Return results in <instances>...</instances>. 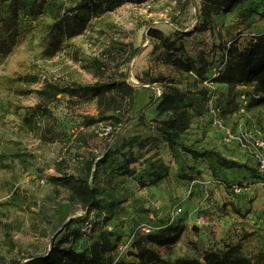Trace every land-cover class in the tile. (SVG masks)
Here are the masks:
<instances>
[{
  "label": "rangeland",
  "instance_id": "rangeland-1",
  "mask_svg": "<svg viewBox=\"0 0 264 264\" xmlns=\"http://www.w3.org/2000/svg\"><path fill=\"white\" fill-rule=\"evenodd\" d=\"M37 1L42 4L37 9L29 7L28 21L20 15V36L13 50L0 57V264L12 260L24 264L32 256L46 254L54 245L82 251L103 229L114 233L118 245L131 239L133 229L143 221L175 222L182 215V206L188 207L187 212L195 208L194 202V208H189L188 201L183 203L180 193L194 180L193 190L187 195L191 201L199 199V204L205 198L199 214L227 210L230 201L225 199L224 190L235 194L239 187L242 202L252 208L251 203L264 190V180L252 183L250 173L242 168V172L233 169L234 181L228 182L216 177L221 173L210 171L214 164L211 158L194 159L185 151L171 149L157 130L166 114H156L150 101L161 94L169 80L181 87L190 84L194 89L195 84L217 85L215 81L202 85L200 77L185 70V64L192 57L203 58L204 74L211 77L212 67L227 60L230 46L242 47L253 35L264 32V0L244 1L229 12L211 8L206 0L128 2L98 16L79 12L84 29L72 37L53 36L49 29L67 7L76 6L79 0ZM145 70L167 80L145 85L138 80ZM102 81L132 84L136 87L135 100L133 91L116 89L101 99L84 101L47 88L50 83L67 86ZM45 89L47 92H43ZM242 92L261 102L251 100L244 110L231 112ZM218 93L220 115L233 131L264 138V90L254 82L221 83ZM145 107L144 117L135 116L127 123L134 111ZM98 116H103L102 120L93 121ZM196 119L182 134L187 143L229 149L242 161L259 167L258 161L236 143L214 142L215 137L223 136L210 117L202 120L206 124ZM129 138L132 148L124 145ZM131 151L140 156L132 164L138 169L135 176L122 169L123 153ZM154 153L168 163L169 175L150 191V187L139 185L138 178L148 165L145 158ZM90 161H94L90 183L100 189L104 209L94 208L88 221L75 222L72 219L87 214L91 202L55 178L83 176ZM201 164L209 170L208 176L203 174ZM211 183L219 188H208ZM216 190L219 194L214 198ZM176 203L179 212L174 209ZM64 204H70L73 211L61 224L58 209ZM106 215L112 218L104 224ZM131 219L137 220L133 223ZM211 234L214 239L216 230ZM194 235L189 230L181 242L155 249L174 261L181 257L202 259L206 247L212 244L223 247L222 241L209 237L202 238L203 246L197 247L200 241H195ZM135 251L130 246L121 253L128 261L138 260ZM242 251L254 263L264 264V249L250 247L244 241ZM108 255L118 256L116 249Z\"/></svg>",
  "mask_w": 264,
  "mask_h": 264
},
{
  "label": "trees",
  "instance_id": "trees-1",
  "mask_svg": "<svg viewBox=\"0 0 264 264\" xmlns=\"http://www.w3.org/2000/svg\"><path fill=\"white\" fill-rule=\"evenodd\" d=\"M144 1L146 0H79L76 6L66 8V11L56 19L57 21L50 25L49 31L53 36L63 34L66 37H72L81 33L84 29V23L78 14L79 12L89 11L92 15L98 16L113 11L128 2L141 3ZM206 1L208 5L215 10L221 9L229 12L247 0ZM41 4L42 2L37 0H0V57L9 54L19 39L20 34L18 33V29L22 24L20 15H23L28 21L30 17V14H28L29 7L32 6L37 9ZM22 27L24 26L22 25ZM226 57L227 60H225L224 63L212 67L211 77H207L204 74L206 61L203 58L196 59L192 57L189 59V62L185 64V70L200 77L202 85L203 82L211 83L214 81L217 82V85L213 87H210V85L198 87V85L195 84L197 87L194 89L190 84L181 87L173 80H169L165 84L161 94L157 97L153 96L150 104L155 105L154 111L156 114H166L165 118L160 119L157 130L162 137H164L171 149L177 148L178 150L185 151L194 159L211 158L214 160V164L212 165L214 175L220 174L222 167L243 168L250 173L253 178L252 183H254L259 179L264 180V172L260 169L259 161L246 151L236 139L231 141L225 139V130L215 123L212 109L217 110V117L222 120V123L226 127H229L233 133L241 134L240 132L233 131L222 119L220 115L222 109L217 104L220 98L218 88L221 83L246 85L254 82L255 87L264 90V32L253 35L242 47L238 45L230 46ZM138 80L147 85L156 81H166L167 79L164 76L155 78L151 75L149 70H145L142 72V75H139ZM47 88L58 89L59 92L77 96L84 101L96 97H100L101 99L106 93H112L116 89L127 92L131 91V93L133 91L132 98L135 100L136 90V87L130 83L118 84L116 81H102L86 85L74 84L67 86L50 83ZM43 92H47V89ZM242 94H246L247 96L246 104H244L241 97ZM251 100L256 101L255 103L261 102V99H252L249 93L242 92L239 94L237 103L231 107L230 111L233 112L240 108L244 110L249 106L250 102H252ZM146 107H148V105ZM146 107L134 111L133 114L127 118V123L133 121L135 116L140 115V118L144 117ZM102 117L103 116H98L94 118L93 121L102 120ZM209 117L212 123L221 130L223 142L226 144L236 143L245 154L258 161L259 167L251 165L249 161H242L229 157L221 148L215 145L201 148L195 147L182 138V134L189 129L192 120L195 121V119L198 118L196 120H200L201 123L206 124V122L202 120L205 118L208 119ZM254 137L256 136L250 135V138L254 139ZM140 143L141 147H143L144 144L142 142ZM124 145L132 148V138L126 139ZM123 156V171L130 176H135L138 173V169L133 167L132 164L138 162L140 156L133 153V151L129 153L124 152ZM159 156L160 155L154 153L145 158L144 161L148 163V165H146L143 172L139 174L138 183L140 186L159 187L161 186V182L168 177L169 165ZM93 165L94 161L88 163L87 173L83 176L71 174L63 178H55V180L68 185L78 195L82 196L84 200L91 202L87 214L72 219L75 222L88 221V216L94 208L104 209L100 197V189L90 183V177L93 175ZM176 205L177 203L174 209L176 212H179ZM72 211V206L70 204L61 205L60 209H58L61 224L67 221ZM111 218V215H106L103 218V223L106 224ZM131 220L134 223L137 219ZM183 222L184 217L181 215L175 222L174 219H164L160 221L159 224L143 221L133 229L130 237L131 239H124L118 245L113 240L114 233L108 229H103L92 244L82 251L54 245L46 254L32 256L24 264H256L242 251L241 242L228 243L221 248L210 247V249H208L209 247H207L202 259L181 257L174 261L167 260L161 256L155 249V246H168L179 242L186 228ZM144 226H150L152 229L145 231L143 229ZM129 240L130 243L128 247L134 246L136 248L134 254H136L138 260L128 261L121 253L122 250L120 247ZM115 249L118 255L116 259L108 255ZM10 264L22 263L12 260Z\"/></svg>",
  "mask_w": 264,
  "mask_h": 264
},
{
  "label": "crops",
  "instance_id": "crops-1",
  "mask_svg": "<svg viewBox=\"0 0 264 264\" xmlns=\"http://www.w3.org/2000/svg\"><path fill=\"white\" fill-rule=\"evenodd\" d=\"M203 127L205 128L207 127V125ZM218 134L219 133H217L215 136H218ZM213 140L214 142L223 141L222 138H218V137H215ZM223 152L229 157L242 160L239 154L232 153L231 151H229V149L228 151L223 150ZM164 157L166 158L165 154H164ZM202 164L204 163L202 162ZM202 164L201 166L202 168H204ZM233 169L239 170V172H242V168L237 169V168L222 167L221 175L216 176V177L217 178L222 177L228 180V182H233L234 179L231 177V174H232L231 172ZM210 171L212 172V170ZM203 174L205 176H208L209 170L206 169L203 172ZM206 178H207V181L210 183L209 181L210 178L209 177H206ZM195 182L196 181L194 180V183ZM194 183L192 181V185L189 186L188 184L186 186L190 188L189 190L187 188V189H182L180 191V193L183 195V203L184 201L185 202L188 201L187 205L189 206V208L191 207L194 208L193 204L195 203V208L192 210L190 209L189 212L186 211L188 210V207L186 206H182L180 209L181 214H182L181 216L184 217L183 223L186 225V228L179 242H181L185 238V235L189 232V230H192L195 233L194 235L195 241H200L196 243L197 247H200V245L203 246L201 244L202 238H207V239L212 238V241H215V240L222 241L223 246L228 243H237V242L242 243L246 241V243L250 244V247L257 246V247L264 249V190L260 191V193H258L255 200L251 203L252 208L250 207V204L245 205L242 202V187H239V189L236 188L235 192L237 193L235 194H230L227 190H224L225 196H227L225 197V199L230 201V204L228 206L229 208L225 211L221 210L222 212H217L213 215L204 216V214L202 213L199 214V211H200V207L202 203L204 204L203 201H205V198L203 197V200L199 204V199H197L196 201L195 200L191 201L187 195L188 192L190 193L193 190ZM207 186L208 188H212V189L219 188L214 183L213 184L211 183V185L207 184ZM153 187H157V186H152L150 187L149 190L153 191L154 190ZM218 194H219V191L216 190L214 193V198H217ZM156 197L158 196L156 195ZM193 214H196V215L198 214L199 216H197L196 219H189L190 217H192ZM194 227H198V229L196 230L194 229ZM211 230H216L217 236L214 237V239H213V235L211 234ZM209 246H212L214 248L222 247L219 244L217 246H215V244H212Z\"/></svg>",
  "mask_w": 264,
  "mask_h": 264
},
{
  "label": "built area",
  "instance_id": "built-area-1",
  "mask_svg": "<svg viewBox=\"0 0 264 264\" xmlns=\"http://www.w3.org/2000/svg\"><path fill=\"white\" fill-rule=\"evenodd\" d=\"M242 99L244 101V104L247 103V96L246 94H242ZM212 113L214 114L215 117V123L218 124L220 127L224 128L226 137L225 139L227 141H231L236 139L237 141L240 142L242 147L248 151L252 156H254L260 163V169L264 172V138L260 137H254V139L250 138V135L248 133H241V134H236L231 131L229 127H226L223 123L222 120L217 117V110L212 109ZM145 231H149L152 229L150 226H144L143 228ZM130 241L120 247L121 250L125 249L128 247Z\"/></svg>",
  "mask_w": 264,
  "mask_h": 264
},
{
  "label": "water",
  "instance_id": "water-1",
  "mask_svg": "<svg viewBox=\"0 0 264 264\" xmlns=\"http://www.w3.org/2000/svg\"><path fill=\"white\" fill-rule=\"evenodd\" d=\"M194 229H196V230H197V229H198V227H194Z\"/></svg>",
  "mask_w": 264,
  "mask_h": 264
}]
</instances>
